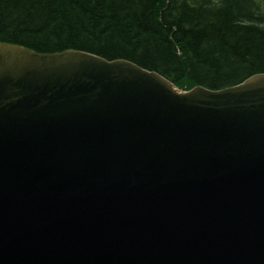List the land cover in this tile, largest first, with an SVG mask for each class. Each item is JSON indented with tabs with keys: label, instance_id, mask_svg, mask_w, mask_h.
I'll return each instance as SVG.
<instances>
[{
	"label": "water",
	"instance_id": "1",
	"mask_svg": "<svg viewBox=\"0 0 264 264\" xmlns=\"http://www.w3.org/2000/svg\"><path fill=\"white\" fill-rule=\"evenodd\" d=\"M0 264H264V73L0 41Z\"/></svg>",
	"mask_w": 264,
	"mask_h": 264
},
{
	"label": "trees",
	"instance_id": "2",
	"mask_svg": "<svg viewBox=\"0 0 264 264\" xmlns=\"http://www.w3.org/2000/svg\"><path fill=\"white\" fill-rule=\"evenodd\" d=\"M0 41L126 59L176 87L264 73V0H0Z\"/></svg>",
	"mask_w": 264,
	"mask_h": 264
}]
</instances>
